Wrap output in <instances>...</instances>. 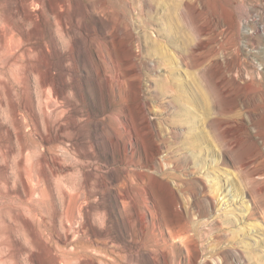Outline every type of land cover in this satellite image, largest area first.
Segmentation results:
<instances>
[{
  "label": "rangeland",
  "instance_id": "rangeland-1",
  "mask_svg": "<svg viewBox=\"0 0 264 264\" xmlns=\"http://www.w3.org/2000/svg\"><path fill=\"white\" fill-rule=\"evenodd\" d=\"M102 1L0 0V264H264V0Z\"/></svg>",
  "mask_w": 264,
  "mask_h": 264
},
{
  "label": "bare ground",
  "instance_id": "bare-ground-1",
  "mask_svg": "<svg viewBox=\"0 0 264 264\" xmlns=\"http://www.w3.org/2000/svg\"><path fill=\"white\" fill-rule=\"evenodd\" d=\"M79 1H81V0H79ZM233 2H234L233 0L232 1L230 0V3H233ZM112 3H113L112 0H104V1L101 2L100 6H95V7L93 6V8L96 9V10H100L99 12L102 11L101 13H103V12H109L111 10V4ZM205 3H206V1H205ZM166 17L168 19L171 18L170 15L169 16H166ZM168 43L171 46H173L174 48H176L177 50H179L181 52V55H182L181 56V59H182L183 62H185V63H188L189 62V59H191V57L190 56L187 57L185 55L186 52H185V50L183 48L180 47L177 37L174 36V37L169 38ZM173 60H175V59L173 58ZM201 63H199L198 65H201ZM168 72H169V75H167L166 78L161 79V82L157 83V88L160 89V90H162V91H169V92H172V93L174 92L175 95H176L175 99L178 100L179 99V95L176 94V85H177L176 72H175V70L173 68H171ZM182 87L183 86H180L179 87L178 92L179 91L185 92ZM175 99H173V101ZM184 107L178 105L177 106V114H175V115L178 116L179 114H181V116H182L183 114H185V115H187L188 118L193 119L194 118V115L191 114V113L188 114L187 113V110ZM188 123H190V121ZM190 139H192V138H190ZM181 143L184 145L183 152L182 153L178 154L177 151H174L175 149H172L171 151L168 152L167 157L165 158V164L167 166H169V165L172 164V165H174L175 168H178V165L179 164L180 165L181 164H189V163L195 161V158H196V155H195V152L196 151H195V149H197V147L199 145H197V143H195V142L194 143L191 142V140H189V138H185V140L181 141ZM177 155H178V157H177ZM199 158H201V156H199ZM175 164H177V165H175ZM245 171H247V173H248L249 169H247ZM203 186L206 188V186L204 184H203ZM262 189H264V188H262ZM208 196H210V195H208ZM189 228H190V226L188 225V226L184 227L183 229L180 228V230H177L176 232H173L172 231L173 232L172 236H174L175 238H179V239H184L185 236L187 238L186 240L193 239L194 238L193 236L195 234L192 236L189 233L190 232ZM172 232L170 231V235H171ZM158 245H160V243H158ZM96 250H97V248L96 247L93 248V244L92 243L86 245V244H83V243L80 242L79 244L76 243V244L71 245V247H66L65 254H64V257H63L64 258V264H73V263H76V264H85L86 263L85 259H87V258L90 259V261H89L88 264H102V262H104V258L105 257L102 256L101 254H99Z\"/></svg>",
  "mask_w": 264,
  "mask_h": 264
}]
</instances>
